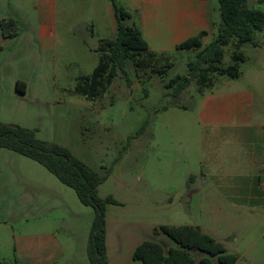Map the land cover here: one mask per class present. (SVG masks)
<instances>
[{
    "label": "rangeland",
    "instance_id": "obj_1",
    "mask_svg": "<svg viewBox=\"0 0 264 264\" xmlns=\"http://www.w3.org/2000/svg\"><path fill=\"white\" fill-rule=\"evenodd\" d=\"M41 2L0 4V15L18 30L0 48V124L36 131L40 140L67 147L88 167L108 173L99 196L116 201L106 210L109 264H140L132 258L135 248L154 239L153 230L161 225L200 227L238 256L236 264H264V210L230 208L216 182L199 175L203 95L196 84L174 98L158 77L142 83L128 61L100 98L78 94L79 79L99 63V40L116 37L110 0ZM127 6L137 13L133 4ZM44 25L51 26L50 36L42 35ZM215 35L206 37L204 46ZM169 39H150L151 49L175 62L166 83L185 75L198 53L178 51ZM252 46H244L249 55ZM230 55L226 49V63ZM254 60L264 57L254 54L249 65ZM229 79L219 77L216 85ZM18 82L26 84L25 93ZM243 84L242 79L234 85ZM173 102L182 107L162 111ZM94 217L93 208L43 165L0 149V264H90L87 244ZM50 239L53 246L41 242ZM154 240L175 246L162 234ZM37 246H44L41 254L51 260L38 262L31 250ZM195 257L200 264L201 255Z\"/></svg>",
    "mask_w": 264,
    "mask_h": 264
},
{
    "label": "trees",
    "instance_id": "obj_2",
    "mask_svg": "<svg viewBox=\"0 0 264 264\" xmlns=\"http://www.w3.org/2000/svg\"><path fill=\"white\" fill-rule=\"evenodd\" d=\"M117 24L114 38L100 39L97 52L99 63L91 75L82 76L75 91L90 100L100 98L114 83L118 74L124 72L130 61L138 79L142 83L158 77L164 87L179 98L187 88L195 83L197 91L203 94L212 90L219 77L239 79L247 58L244 46H258L257 34L264 30V8L261 4L249 5V0H218L220 23L211 43L204 46L207 31L176 45L178 51H198L187 63L185 75H177L166 83L175 62L167 53L151 49L142 30L132 21V14L119 0H110ZM5 38H15L18 30L14 21L2 25ZM226 49L230 50V61L225 62ZM18 90L26 92V84L18 82ZM169 92L167 96H169ZM171 107H182L173 102ZM0 149H8L43 165L61 183L72 188L80 202L93 208L95 212L92 229L87 244L90 264H109L107 248L106 210L108 204L116 201L99 196V187L106 181L108 173L98 172L72 154L67 147L49 144L37 137L36 131L0 124ZM165 235L175 242L174 247H166L156 241V235ZM153 238L140 243L133 252V260L140 264H197L196 253L201 255L200 264H236L238 256L228 253L225 245L200 227L191 225H161L153 230Z\"/></svg>",
    "mask_w": 264,
    "mask_h": 264
},
{
    "label": "crops",
    "instance_id": "obj_3",
    "mask_svg": "<svg viewBox=\"0 0 264 264\" xmlns=\"http://www.w3.org/2000/svg\"><path fill=\"white\" fill-rule=\"evenodd\" d=\"M4 1L0 0V4ZM217 1L122 2L151 47L150 39L167 42L170 38L169 41L177 45L202 31H207L209 37L214 36L219 24ZM41 3H46V0ZM252 3L261 4L264 8V0H254ZM127 4H133L137 13L128 9ZM167 6L170 8L167 9ZM111 9L113 10V7ZM9 19L0 17V48L8 44L2 25L12 21ZM42 35H51L50 25L43 26ZM257 40L259 45L252 46V55L246 53L245 47L243 48L247 58L244 65L248 66L243 69L242 76L236 80H224L220 87L217 84L212 90L204 92L200 111L202 163L199 175L203 179L216 182L221 196L226 197L230 208L247 213L264 210V60H254L252 65H249L254 54L260 58L264 57V30L257 34ZM242 79L243 85H234ZM41 242L48 247L53 246L52 239L49 242ZM44 249V246L31 249L38 262L52 258L41 254L45 253ZM21 251L27 252L26 249Z\"/></svg>",
    "mask_w": 264,
    "mask_h": 264
}]
</instances>
